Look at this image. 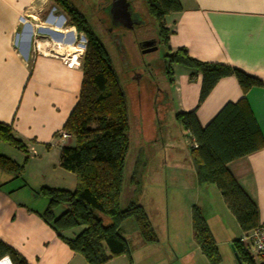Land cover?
<instances>
[{
  "label": "crops",
  "instance_id": "obj_1",
  "mask_svg": "<svg viewBox=\"0 0 264 264\" xmlns=\"http://www.w3.org/2000/svg\"><path fill=\"white\" fill-rule=\"evenodd\" d=\"M179 3V12L164 17L165 27L169 31L166 45L168 51L185 48L197 60L240 69L264 83V0H179ZM48 6V0H0V123L8 125L14 138L27 148L30 158L26 159L23 168L37 164L41 171L31 182L26 172L22 176L24 169L19 175H15L0 168V240L13 248L26 264H89L81 254L71 250L39 215L47 205L46 198L45 201H40L38 191L41 187L72 190L76 186V176L58 166L60 148L71 146L68 140L73 141L70 137L57 139V132L62 130L76 104L82 81L80 66L67 67L56 57H32L26 42L17 38L22 28L20 17L26 16L36 28L45 26L46 20L37 19ZM30 18L36 21L33 22ZM172 71L173 81L168 82L165 75L162 76L165 84L161 88L162 104L165 101L162 110H155L145 97H137L139 123L135 133L136 140L139 141L135 142V148L140 143H145V168L150 160L151 147L153 150L158 147H174L168 144L170 135L164 124L168 116L178 128L176 132L188 138V147L192 142L189 132L181 128L174 115L196 107L201 77L197 74L190 79V70L177 64L172 65ZM142 81L147 84V81ZM242 95L235 77L221 78L196 109L199 124L205 126L225 103L236 102ZM244 97L264 142V86L251 87ZM163 128L166 130L162 132ZM0 154L16 163L24 162L22 151L1 147ZM165 154L164 150L159 165L167 163ZM190 160L193 164L191 155ZM134 161L132 179L137 175L135 168L140 165L141 160L136 158ZM145 168L140 170L141 180H147L144 176ZM227 169L255 204L257 224L264 223V145L251 154L229 162ZM192 170L191 184H195L197 180L194 165ZM196 184L197 189L205 185L198 182ZM206 185L209 190H213L212 184ZM218 194L217 199H220L217 203L219 202L220 208L211 209V215L216 218L221 230L223 227L222 246L221 235L213 229L211 218L204 212L203 206L192 204L188 214L193 240L192 243L189 242L191 245L167 241V249H164L158 238L154 242H144L133 222L127 221L121 225V231L129 246L130 257L118 255L105 264H165L166 259L169 264H211L193 237L192 206L200 208L213 236L220 255L217 264H249L238 259L232 245L234 240H239L245 233L240 230L220 193ZM124 195L128 203L137 202L142 206L156 234L150 214L143 204L133 200L129 186ZM62 210V207H58L54 214L58 215ZM174 213L173 221L176 222L177 216ZM231 222L237 224L240 230L238 236H233ZM176 224H171L173 235H177ZM166 226L169 232L168 219ZM79 230L80 228H76L74 232L67 231L65 234L72 236ZM242 244L254 263L258 264L252 256L250 245Z\"/></svg>",
  "mask_w": 264,
  "mask_h": 264
},
{
  "label": "trees",
  "instance_id": "obj_2",
  "mask_svg": "<svg viewBox=\"0 0 264 264\" xmlns=\"http://www.w3.org/2000/svg\"><path fill=\"white\" fill-rule=\"evenodd\" d=\"M49 1L64 14L67 26H74L77 32L84 34L86 45L80 60L82 81L79 95L62 127L73 144L62 146L58 158V166L76 176V186L72 190L41 187L38 193L47 199V205L39 215L71 250L81 254L89 264H105L118 255L130 257L129 246L121 231L123 221L131 219L144 242H154L157 236L141 205L137 202H129L124 208L119 205L129 150V117L127 98L111 57L85 17L67 0ZM142 1L157 24L159 42L166 46L169 31L164 17L181 10L179 0ZM173 64L190 70V79L197 74L201 77L196 107L174 115L192 138L190 155L197 182L216 187L240 230L247 233L258 225L256 207L228 171L227 164L264 145L244 97L248 89L264 86V83L240 69L197 60L185 48L166 53L163 70L168 82L173 81ZM228 76L236 78L242 97L236 102L225 103L202 127L196 109L215 84ZM0 139L26 152L25 145L14 138L10 127L3 123H0ZM25 162L26 158L19 164L0 154V168L15 175L21 173ZM58 207L63 210L55 215L54 210ZM191 226L194 240L203 255L209 263L217 264L220 255L198 206H192ZM76 228L80 230L72 236L65 234ZM232 245L240 261L255 264L240 239L234 240ZM3 256H9L13 264H26L13 248L0 240V258Z\"/></svg>",
  "mask_w": 264,
  "mask_h": 264
},
{
  "label": "rangeland",
  "instance_id": "obj_3",
  "mask_svg": "<svg viewBox=\"0 0 264 264\" xmlns=\"http://www.w3.org/2000/svg\"><path fill=\"white\" fill-rule=\"evenodd\" d=\"M99 1L100 0H67L70 6L75 8L85 17L95 36L105 46L111 57L113 68L119 77L120 85L127 98L129 132L131 137L125 161L123 186L119 199L120 207L124 208L128 204V200L125 199L124 192L129 186L130 191L133 193V200H138L141 204H143L145 210L150 214L157 238L160 244L165 247L164 249H167V241L180 242L182 245L186 243L191 245L189 242L192 243L193 240L188 221L189 208L192 204H196L199 207L203 206L205 210L204 212L211 218L213 229L217 231L219 236L221 235L220 242L222 246V244H224L223 227L221 230L216 218L211 215V209L215 210L216 208H220L218 204L219 202L217 203L218 199H220H217L219 191L213 184V188H211L213 190H209L206 184L202 185L200 189H197V181L195 184H191L193 164L190 160V147H188L189 140L187 137H184L176 132V129L178 131V128H176L174 121L168 116L164 123L165 127L167 126V130L169 131L168 134L170 135L168 144L174 145V147H158L159 149L155 148L154 150L153 147H151L152 152L150 153V160L148 161L146 168L144 166H146L147 160L143 157L145 143H143V145L140 143L139 146L135 148V142L139 141L136 140L137 134L135 133V130L138 129L137 125L139 123V119L137 118V97H145L155 110H162V105L165 103V101H163V104L161 102V96L163 95L161 88L165 86L162 76L164 77L165 75L163 67L165 64V55L168 52L167 47L163 43L159 42L157 44V49L154 52L141 54L135 46V41H138V39L144 37L154 38V36H157L156 22L149 15L142 0H133L134 5L145 17L147 24L144 28L137 30V32H135L136 35H133L132 32L130 33L125 30L118 32L119 37L121 38V46L125 52V56H128L127 61L129 62L127 66H123L120 57L121 53L119 52L118 47L112 42L114 33L112 34V32H110V27L108 29H104L102 26L98 25L96 17L98 14L97 8ZM48 4L49 6L46 11L37 20H45L47 18V11H52L55 16H60L62 14L66 21L64 14L60 13L61 11L54 7L49 0ZM30 19L33 22L36 21L34 18ZM69 27L74 28V26L64 25V28ZM25 42L28 47V42ZM133 71H140L142 74L140 78L132 77L129 72ZM142 80L147 81V84H144ZM164 130L166 129L163 128L161 131L163 132ZM68 141H70V145L73 144L71 140ZM0 144V150L1 147H3L12 149L16 152H21L20 149L2 141L1 139ZM164 150L166 153L165 156L167 155V163L165 165H159L158 162L162 159ZM22 152L25 156L24 159L30 158V155L27 153V148L26 152ZM136 158L140 159L141 162L140 165L135 168L137 175L133 176L134 179H132L131 172ZM148 164L150 165L148 166ZM144 168V176L147 177V180H143V178L141 180L139 176L140 170ZM25 172L27 178L33 182L41 171L37 164H31L27 168L25 167L22 176H24ZM8 173L12 172L8 171ZM130 182H132V184H130ZM40 201H45V197L40 196ZM174 211L176 213H174ZM173 213L177 216L175 218L176 222L173 221ZM167 219L170 224L169 232L167 231L166 226ZM127 221L132 220L127 219L123 221L121 225H124ZM173 223H177L176 225H178L177 235H173V231L171 229V224ZM230 227L232 228L233 236H238L240 234L237 224H232L231 222ZM165 264H169L167 263V259Z\"/></svg>",
  "mask_w": 264,
  "mask_h": 264
},
{
  "label": "built area",
  "instance_id": "obj_4",
  "mask_svg": "<svg viewBox=\"0 0 264 264\" xmlns=\"http://www.w3.org/2000/svg\"><path fill=\"white\" fill-rule=\"evenodd\" d=\"M45 26L34 27L33 23L26 16H21V32L17 35L19 39L28 42V49L35 56H50L59 58L67 67L80 66V60L86 45V38L83 33H77L75 28H64L66 21L63 15L55 16L50 11L45 19ZM49 28L62 34L61 39L53 37L42 29ZM71 30V31H70ZM55 39V40H54ZM69 135L60 130L57 132V139L64 140ZM242 243H248L252 249V256L258 261V264H264V223L245 233L240 238ZM0 264H13L9 256L0 258Z\"/></svg>",
  "mask_w": 264,
  "mask_h": 264
},
{
  "label": "flooded vegetation",
  "instance_id": "obj_5",
  "mask_svg": "<svg viewBox=\"0 0 264 264\" xmlns=\"http://www.w3.org/2000/svg\"><path fill=\"white\" fill-rule=\"evenodd\" d=\"M125 1L128 3L126 5V11L128 14H126L124 10ZM97 9L98 14L96 19L98 21V25L102 26L104 29H108L110 27V32H112V34L114 33L112 42L118 47V50L121 53L120 57L123 66H127L129 64L127 61L128 56H125V52L121 46V38L119 37L118 32L125 30L130 33L132 32L133 35H136L135 32L144 28L147 24L145 17L143 16L142 12L134 5L133 0H100ZM149 39H154L156 45L159 43L157 36H154V38L144 37L138 39V41H135V46L140 53L141 49L138 46L139 42ZM129 73H131V76L134 78H140L142 75L140 71H133Z\"/></svg>",
  "mask_w": 264,
  "mask_h": 264
},
{
  "label": "water",
  "instance_id": "obj_6",
  "mask_svg": "<svg viewBox=\"0 0 264 264\" xmlns=\"http://www.w3.org/2000/svg\"><path fill=\"white\" fill-rule=\"evenodd\" d=\"M128 3L125 1V6H124V10H125V13H127L126 11V5ZM64 18V17H63ZM43 31L45 32H48L49 34H51L53 37L57 38V39H61L62 38V34L59 33V32H55L49 28H46V29H42ZM139 48L141 49V53L142 54H146V53H151V52H154L156 49H157V45L155 44V40L154 39H149V40H146V41H143V42H139L138 44Z\"/></svg>",
  "mask_w": 264,
  "mask_h": 264
},
{
  "label": "bare ground",
  "instance_id": "obj_7",
  "mask_svg": "<svg viewBox=\"0 0 264 264\" xmlns=\"http://www.w3.org/2000/svg\"><path fill=\"white\" fill-rule=\"evenodd\" d=\"M71 31V30H70Z\"/></svg>",
  "mask_w": 264,
  "mask_h": 264
}]
</instances>
